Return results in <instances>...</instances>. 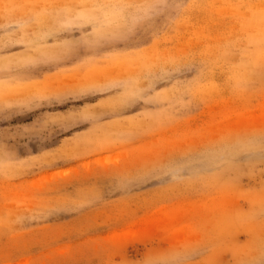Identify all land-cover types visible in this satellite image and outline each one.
Segmentation results:
<instances>
[{
  "label": "rangeland",
  "instance_id": "obj_1",
  "mask_svg": "<svg viewBox=\"0 0 264 264\" xmlns=\"http://www.w3.org/2000/svg\"><path fill=\"white\" fill-rule=\"evenodd\" d=\"M0 264H264V0H0Z\"/></svg>",
  "mask_w": 264,
  "mask_h": 264
},
{
  "label": "crops",
  "instance_id": "obj_2",
  "mask_svg": "<svg viewBox=\"0 0 264 264\" xmlns=\"http://www.w3.org/2000/svg\"><path fill=\"white\" fill-rule=\"evenodd\" d=\"M166 204H162L159 206L158 210H161V207H164ZM168 206V205H166ZM155 216L152 215V216H149L143 220L140 221V223L137 225V226H134L132 227L134 229L135 232H138L139 230L143 229V228H151L153 226V228L156 226V224L158 222H162V221H167V219H158V220H155L154 218ZM152 224V225H151Z\"/></svg>",
  "mask_w": 264,
  "mask_h": 264
}]
</instances>
